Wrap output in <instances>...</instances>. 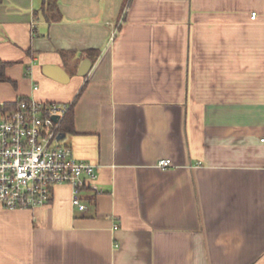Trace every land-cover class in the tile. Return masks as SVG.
Listing matches in <instances>:
<instances>
[{"label":"crops","instance_id":"obj_1","mask_svg":"<svg viewBox=\"0 0 264 264\" xmlns=\"http://www.w3.org/2000/svg\"><path fill=\"white\" fill-rule=\"evenodd\" d=\"M0 61L98 172L84 211L0 204V264H264V0H0Z\"/></svg>","mask_w":264,"mask_h":264},{"label":"built area","instance_id":"obj_2","mask_svg":"<svg viewBox=\"0 0 264 264\" xmlns=\"http://www.w3.org/2000/svg\"><path fill=\"white\" fill-rule=\"evenodd\" d=\"M256 16L253 12L251 17ZM115 35L116 31L111 41ZM5 104L0 103V204L41 206L50 202L56 184L67 183L73 188L74 207L86 210L83 191L97 182L96 165L77 159L73 148L58 138L73 103L21 97ZM157 165L167 168L171 159L161 158Z\"/></svg>","mask_w":264,"mask_h":264},{"label":"water","instance_id":"obj_3","mask_svg":"<svg viewBox=\"0 0 264 264\" xmlns=\"http://www.w3.org/2000/svg\"><path fill=\"white\" fill-rule=\"evenodd\" d=\"M92 65L93 63L91 59L89 58L84 59L79 67L78 74L81 76L88 75L92 68ZM44 72L47 75L52 76L62 82H65L69 79L67 72L60 66L47 65L44 68ZM55 119H57V117H55ZM64 137H65V133H62L59 135L58 138L63 139Z\"/></svg>","mask_w":264,"mask_h":264},{"label":"trees","instance_id":"obj_4","mask_svg":"<svg viewBox=\"0 0 264 264\" xmlns=\"http://www.w3.org/2000/svg\"><path fill=\"white\" fill-rule=\"evenodd\" d=\"M7 65H8L7 62L0 61V81L8 79L5 74V68ZM10 105L11 104H5V106L7 107ZM73 127H74V103L72 104L70 111L68 112V114L66 115V117L62 122L61 130L63 133H67L73 131Z\"/></svg>","mask_w":264,"mask_h":264}]
</instances>
